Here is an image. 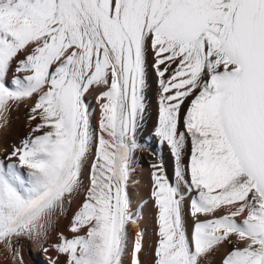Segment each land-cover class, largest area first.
Here are the masks:
<instances>
[{"label":"bare ground","instance_id":"bare-ground-1","mask_svg":"<svg viewBox=\"0 0 264 264\" xmlns=\"http://www.w3.org/2000/svg\"><path fill=\"white\" fill-rule=\"evenodd\" d=\"M215 1L0 0V264H264V0Z\"/></svg>","mask_w":264,"mask_h":264},{"label":"rangeland","instance_id":"rangeland-1","mask_svg":"<svg viewBox=\"0 0 264 264\" xmlns=\"http://www.w3.org/2000/svg\"><path fill=\"white\" fill-rule=\"evenodd\" d=\"M218 1L216 0L215 3L216 4L218 3L217 5H219L220 7L223 5L222 6L223 9L225 6H227V5H225L227 0H226V2H224V0H222V1L220 0V2H218ZM228 3H226V4H228ZM216 4L214 6V8L216 7L215 10H217V8H218V10L219 9L222 10V8L217 7ZM218 10H217V16L220 13V11L218 13ZM223 11L224 10H222L221 14L223 13ZM214 27L216 29L218 28L217 26H214ZM218 30H220V29L218 28ZM207 31H208L211 39H214V37L218 35V32L216 35L214 34L216 31L214 32L213 27L210 28V30L207 29ZM219 35H220V33H219ZM219 35L217 36V38L219 37ZM214 40H216V37ZM128 156H129V148L125 142L124 135L119 136L117 134V155H116L117 163H116V165H117L118 173H120L119 163L124 158L128 159ZM72 170L73 169L69 166L63 168L56 175V177L53 179L51 185L42 193L41 197L38 198L33 205L26 208L17 217L16 221H14V224L11 226V228H18V227L23 226V225H28L29 223H31L32 221L37 219L41 214H43L46 211V209L48 207H50L51 204L54 203V201L64 193L66 188L73 181L75 175L72 173L73 172ZM121 173H123V172H121ZM118 248H119V245L115 246V248L113 249V252H112V255L108 261V264H110L112 262L113 258L116 255V252L118 251ZM89 255H90V252L87 255L88 256L87 259L89 258Z\"/></svg>","mask_w":264,"mask_h":264}]
</instances>
